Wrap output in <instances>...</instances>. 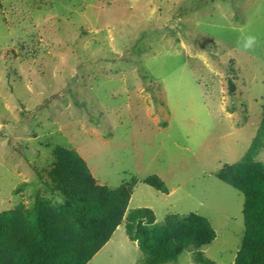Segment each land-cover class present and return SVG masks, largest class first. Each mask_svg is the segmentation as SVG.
<instances>
[{"label": "rangeland", "instance_id": "obj_1", "mask_svg": "<svg viewBox=\"0 0 264 264\" xmlns=\"http://www.w3.org/2000/svg\"><path fill=\"white\" fill-rule=\"evenodd\" d=\"M241 29L260 38L253 50ZM263 105L264 0H0V213L60 202L45 185L60 145L98 184L133 183L128 210L158 225L207 218L216 238L200 251L233 264L243 196L214 173L242 157ZM124 225L87 264L139 261ZM164 264L198 263L189 251Z\"/></svg>", "mask_w": 264, "mask_h": 264}, {"label": "trees", "instance_id": "obj_2", "mask_svg": "<svg viewBox=\"0 0 264 264\" xmlns=\"http://www.w3.org/2000/svg\"><path fill=\"white\" fill-rule=\"evenodd\" d=\"M227 91L235 92L231 79ZM263 149L264 105L242 157L214 173L243 196L244 230L233 264H264V164L256 160ZM143 184L168 194L156 175L146 177ZM45 185L58 194L59 203L37 198L30 208L19 204L0 213V264H87L123 221L127 238L136 242L141 254L136 264H164L189 251L198 264H214L200 251L216 238L207 218L168 214L158 225L151 209L128 210L134 184L116 188L98 184L74 149L52 148Z\"/></svg>", "mask_w": 264, "mask_h": 264}, {"label": "clouds", "instance_id": "obj_3", "mask_svg": "<svg viewBox=\"0 0 264 264\" xmlns=\"http://www.w3.org/2000/svg\"><path fill=\"white\" fill-rule=\"evenodd\" d=\"M260 43V38L252 33H246L241 29V35L237 40V45L244 51L253 50Z\"/></svg>", "mask_w": 264, "mask_h": 264}, {"label": "crops", "instance_id": "obj_4", "mask_svg": "<svg viewBox=\"0 0 264 264\" xmlns=\"http://www.w3.org/2000/svg\"><path fill=\"white\" fill-rule=\"evenodd\" d=\"M115 232H116V231H115ZM115 232H114V233H115Z\"/></svg>", "mask_w": 264, "mask_h": 264}]
</instances>
